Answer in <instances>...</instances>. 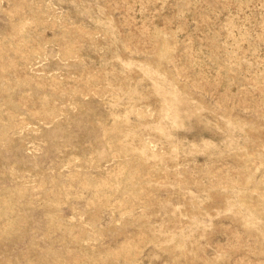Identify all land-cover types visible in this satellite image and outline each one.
Returning a JSON list of instances; mask_svg holds the SVG:
<instances>
[{"label": "rangeland", "instance_id": "obj_1", "mask_svg": "<svg viewBox=\"0 0 264 264\" xmlns=\"http://www.w3.org/2000/svg\"><path fill=\"white\" fill-rule=\"evenodd\" d=\"M0 264H264V0H0Z\"/></svg>", "mask_w": 264, "mask_h": 264}]
</instances>
